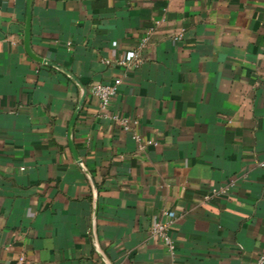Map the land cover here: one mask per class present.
<instances>
[{
	"label": "crops",
	"instance_id": "1",
	"mask_svg": "<svg viewBox=\"0 0 264 264\" xmlns=\"http://www.w3.org/2000/svg\"><path fill=\"white\" fill-rule=\"evenodd\" d=\"M115 77L128 132L91 93ZM263 252L264 0H0V264Z\"/></svg>",
	"mask_w": 264,
	"mask_h": 264
},
{
	"label": "built area",
	"instance_id": "2",
	"mask_svg": "<svg viewBox=\"0 0 264 264\" xmlns=\"http://www.w3.org/2000/svg\"><path fill=\"white\" fill-rule=\"evenodd\" d=\"M183 36V30L175 36V39H180ZM146 38H142L129 52H125L123 56L117 59L116 63L121 67H137L141 62L140 50L143 47ZM106 62H109L106 60ZM122 79L120 77H115L111 83H97L91 87V93L97 98L99 102V117L110 118L122 125V129L128 132L130 129V124L128 120L124 117H120L116 114H112L108 111L109 104L113 96L117 93L118 87L121 84ZM132 138L140 143L142 138L137 134H131ZM228 187L222 188L215 191L217 194H223L226 192ZM175 220V213L170 210H165L162 212V216L157 219L150 228V233L152 236L161 238L169 247L173 248V242L168 234L169 229L173 225ZM255 264H264V252L258 257Z\"/></svg>",
	"mask_w": 264,
	"mask_h": 264
},
{
	"label": "water",
	"instance_id": "3",
	"mask_svg": "<svg viewBox=\"0 0 264 264\" xmlns=\"http://www.w3.org/2000/svg\"><path fill=\"white\" fill-rule=\"evenodd\" d=\"M29 16V15H28ZM41 62H44V63H48L50 64V62L46 61V60H41ZM75 118V116L73 117V119Z\"/></svg>",
	"mask_w": 264,
	"mask_h": 264
}]
</instances>
